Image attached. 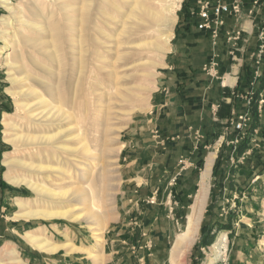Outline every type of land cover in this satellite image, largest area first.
<instances>
[{
	"label": "crops",
	"instance_id": "1",
	"mask_svg": "<svg viewBox=\"0 0 264 264\" xmlns=\"http://www.w3.org/2000/svg\"><path fill=\"white\" fill-rule=\"evenodd\" d=\"M202 3L211 14L205 28L199 27ZM235 3L240 11L223 12L219 23L216 5ZM173 33L151 110L134 120L131 136L122 143L120 223L105 230L100 242L78 221L54 218L48 225L30 226V220L14 219L20 212L17 201L26 199L4 182L0 143V264L19 259L21 264H188L197 240L205 243L221 227L228 228V243L232 239V259L217 255L203 264H264V254L257 256L264 247V0H185ZM6 103L0 97L2 108ZM240 116L246 121L238 129ZM203 182L207 194L200 230L187 253L171 259ZM214 192L232 200L225 215L224 200L212 205ZM209 211L214 215L205 219ZM169 223L178 230L185 223L174 240L167 236ZM39 229H45L50 244L80 250H38L24 236ZM256 240L260 247L249 250Z\"/></svg>",
	"mask_w": 264,
	"mask_h": 264
},
{
	"label": "bare ground",
	"instance_id": "2",
	"mask_svg": "<svg viewBox=\"0 0 264 264\" xmlns=\"http://www.w3.org/2000/svg\"><path fill=\"white\" fill-rule=\"evenodd\" d=\"M157 1L162 2L163 0H157ZM102 2L104 6L102 7L101 6L102 4L100 5L101 6V8H99L100 12L103 16L108 17L110 19L113 18L116 19L117 12L124 14L125 12L124 13L122 12L123 11L122 5L128 3L130 10L126 12V15L128 17L129 22L127 20V23L124 26L125 34L132 35L135 32H138V30L145 28L146 26H148V28L157 26L158 28L161 29V30L159 29L161 35H159L158 39L152 41V45L155 48V51L160 52L159 54L162 57V55L165 56V54H167L171 50V40L174 37L173 31L177 23L176 12L177 9L180 8L182 0H166L164 7L158 2L159 3L158 8L153 6L154 4L153 2H155V0H102ZM96 3H97L96 0H18L17 2L14 3L11 0H3V4L7 8V10H9L10 14L12 15L16 14L14 16L18 19L20 24L19 27H17L15 31L10 34L8 30V26L12 25L11 24L12 17L4 15L1 19L0 37L4 42V46L1 49L4 50L8 46H12L13 49L10 53L7 54L6 57H4V63L7 64L9 67L11 66V68H13L16 64H18V62L13 60L14 53L16 54L19 51L25 52L26 48L29 47L40 52L41 54L47 57L49 56L51 58L60 59L62 57V52L64 53L65 52L64 50L66 49L64 45L65 44L68 45L69 43L76 41V36L72 32L76 30H84V28L87 26L86 24L89 20V13L91 12L93 6L96 8L95 6ZM100 6L98 5V7ZM105 6L111 7L114 10L115 14L108 11ZM48 8H51L50 12H48L49 10ZM27 11L30 12L31 14L30 16L25 15ZM58 14L59 15L61 14L62 18L64 19V20L62 19L64 21V24L61 23L62 21L60 22L59 20L56 19ZM118 32H119L118 34H120V31ZM35 33L40 34V36H36ZM42 34L44 36H41ZM47 34L48 36L45 37V35ZM112 34L114 33L112 32ZM109 36L110 35H108V37ZM97 43L99 44V42ZM161 57L159 59H151L146 63L147 67H151L153 69V71H150L152 73L148 71L147 75L148 74L151 75L155 74V76L157 75V71L155 68L163 65V58ZM63 62H57V63H61V65H63L62 64ZM79 62L81 63V61ZM8 75H9V80L11 82V86L7 88V91L15 98L16 111L13 115L5 114V117L3 119L4 138L8 143H11L14 147L13 151L5 154L4 164L8 167L6 178L9 181V183L14 186L27 185L28 188L31 189L35 195L34 199L17 201L18 202L17 206L20 208L18 217L26 220H31L36 218H44L47 220L54 218H63L69 220L72 219V221H85L88 224V226L91 227V229L93 230L94 238L100 240L103 237V233L109 226L108 225L109 222L111 221V218L108 217L109 215L105 213V208H106L105 204L106 202H108L107 201L108 199L110 200L111 198L114 197L112 193L113 191L112 184L108 183L106 184V186L104 185L105 187H103V184L100 183L102 185L100 186L102 189H96L95 187L96 186L95 182L98 183V180L100 182H104L103 172L101 171L100 172L101 174H98L95 168V164L97 163L98 159L102 157V155L104 154V153L102 154L103 151L99 153L95 152V147L91 146L90 144H88V142L84 141L85 137L82 136L81 133L82 131L80 132V125H79L80 121L84 122L82 121V119L84 118L80 120V117L77 116V114H74L75 113L74 111L66 109L63 100H60L58 105L53 104L54 109L52 112L43 109L45 105L48 104L49 102L44 99L43 94L40 91H38V89H36L33 85L27 82V80L31 79L30 70L24 67V69L17 74L13 73L12 70H10ZM82 78L83 77H81L80 79ZM154 89L155 86L153 87V89L150 90H154ZM83 97L84 96H82V99ZM141 98H143V96ZM26 99H28L29 101ZM141 102L143 101L141 100ZM134 109H136V107H134L131 111H133ZM64 115L65 117H63ZM74 117H77V119H75L76 121L75 125L64 128V124ZM17 118L18 119L25 118L27 121H30L31 123H34L37 126H40L41 128H44L45 126L48 128V131L39 132V133H30V132L28 133L21 131L19 132L17 130L18 127L15 121L17 120ZM89 132L90 134H92L91 131ZM36 140L39 141L36 142ZM73 141H77V143L80 144L78 146H72L71 144H69V142L72 143ZM41 146H45L48 148L52 147L56 151H59V155L57 152V155H52V158L54 159V161L52 160L53 162H45V163L29 162L25 158H23L22 154L26 153L28 150L32 148L34 150V148H38ZM124 148L125 147L122 144L119 148V152ZM30 153H35V152H30ZM61 153H66L68 155L71 166H66L62 164L61 158L63 156L61 155ZM78 154H81L83 157H86L88 161L85 164L79 162V159L76 157L78 156ZM64 161L66 162V160ZM76 174H80V178H82V182L77 181L74 183H70V180H72V178H74ZM53 176H55V178L57 179L54 180ZM206 188L207 187H205V183L203 182L201 186V190L199 192V196L198 198H196V202L193 205L194 206L193 212L189 217L188 227L185 230L184 234L180 235L179 238L176 240V242L173 244L171 259H176L177 257L184 255L185 252L188 251L189 248L191 247V244L195 240L196 234L200 230V222L202 219V215L206 203V194H207ZM101 191L107 194V196L100 195ZM24 238L33 246H35V248H37L38 250H44L50 253L56 252L62 247L68 248L69 251L71 252H76L80 250L77 247L70 246V244H63V245L50 244L46 239L45 229H39L38 231L28 232L24 236ZM227 242H228V238L227 235L224 233L219 237L215 245L212 247V253L217 255H222L227 249ZM88 256L94 258L96 262L99 261V256L97 255L89 254ZM20 262L21 260L19 259V261H15L13 263L19 264Z\"/></svg>",
	"mask_w": 264,
	"mask_h": 264
},
{
	"label": "rangeland",
	"instance_id": "3",
	"mask_svg": "<svg viewBox=\"0 0 264 264\" xmlns=\"http://www.w3.org/2000/svg\"><path fill=\"white\" fill-rule=\"evenodd\" d=\"M11 1L14 3V2H17L18 0H11ZM96 2L99 4H97V3L95 4L96 8L93 6L91 12L89 13V20L86 24L87 26L84 28V30H76V31L72 32L76 36V41L69 43L70 45L69 44L64 45V47L66 49L64 48L65 52L64 53L62 52V57L60 58L61 60L63 58L62 61L60 59H57V58L55 59V58H51L49 56L47 57V56L41 54L40 52L32 49L31 47H29V48H26L25 52L19 51L18 52L19 54L14 53V55H13L14 59L13 60L18 62V64L15 65L16 67L14 66L13 68H11V66L9 67L7 64L4 63V57H6L7 54L13 50L12 46H8L4 50H2L1 48L4 46V42L0 37V97L7 101V103H6L7 105L4 108H2L0 106V110L2 112L4 111L3 114H0V143L3 145L2 150L5 151L4 152L5 154L14 150L13 145L11 143H8L5 140L4 131H3L4 130L3 119L5 117V114L13 115L16 111L15 98L13 95H11L7 91V88L11 86V82L9 80L8 73L10 70H12V72L16 73V74L20 73L25 67L28 70H30V72H31V79L27 80V82L30 83L31 85H33L36 89H38V91H40L43 94L44 99L49 102L48 104L45 105V107L43 109L48 110L49 112H52L54 109L53 106L58 105L60 100H63V102L65 103L66 109L74 111L75 112L74 114H77V116L80 117V120L82 118L89 119V120L82 119V121H84V122L80 121V123H79L80 132L82 131L81 132L82 136L85 137L84 141L88 142V144L95 147V152L99 153V152L103 151L102 154L104 153L102 155V157H100L98 159L97 163L95 164L96 172L98 174H101L100 173L101 171L103 172V176H104L103 181L104 182H100L98 180V183L95 182V185H96L95 187H96V189H102L100 187V186H102L101 184H103V187H105L106 184H108V183L113 185L112 193H113L114 197L111 198L112 200L108 199L107 201L109 203L106 202V204H105V207H106L105 213L107 215H109L108 216L109 218H111V221L108 224L109 226L106 229V230H108L110 228H113L114 226H117L120 223L119 218H121V216H122L121 213L123 211V204H124V200H123L124 183H123V175H122L123 172H122L121 164L123 163L126 152L124 150H121L119 152V148L122 145V143H124L125 140L128 139L129 136H131V135H129V132L133 128L132 125H133L134 120H138V119L142 118L143 115L145 114V112L151 110L150 108H151L153 97L155 99V96H154L155 92L154 91L157 89V80L159 77V72L163 68V66L165 64H167V60L169 58L170 53L168 52L167 54H165V56L162 55V57H161L159 54L160 52H156L155 48L152 45V41L158 39L159 35H161L160 31H159L160 28H158L157 26L150 27V28H148V26H146L145 28L138 30V32H135L132 35H126L125 34L124 26L126 25L127 20H128L126 12H128L130 10L128 3H125L122 5V7H123L122 12L123 13L125 12L124 14L117 12L116 19L115 18L110 19L108 17L103 16L100 12L99 8H101V6L102 7L104 6L102 0H99V1L96 0ZM155 2H153L154 4L152 3L154 7L158 8L159 3L161 5H163V7H164L166 0H163L162 2L155 0ZM184 2H185V0H182L180 8L177 9V12H176L177 19H178L180 11L183 9ZM98 5L99 6L101 5V6L98 7ZM105 7L108 11L115 14L114 10L111 7H109V6H105ZM48 9H49L48 12H50L51 8H48ZM4 15L12 17L11 18V24L12 25L8 26L9 33L11 34L15 31V29L17 27H19L20 24H19L18 19L14 16L16 14H14V15L10 14L9 10H7L5 5L3 4V0H0V26H1V19ZM25 15L30 16L31 14H30V12L27 11L25 13ZM57 17H56V19L59 20L60 22L62 21L61 23L64 24V21H63L64 19L62 18L61 14L60 15L58 14ZM118 19H120V20H118ZM128 22H129V20H128ZM114 23H116V24H114ZM113 27H116V28H113ZM97 29H99V30H97ZM114 29H116V30H114ZM119 29H121V30H119ZM118 31H120V34H118L119 33ZM112 32L114 34H112ZM35 35L40 36V34H38V33H35ZM108 35H110L111 37L110 36L108 37ZM41 36H44V35L42 34ZM46 36H48V34L45 35V37ZM88 40H89V42H88ZM78 41L79 42L81 41L80 42L81 45ZM96 41L99 42V44ZM171 43H172V40H171ZM76 48H77V50H76ZM96 50L98 51V53ZM260 51H262V46H261ZM28 54H30V55H28ZM160 57L163 58V65L155 68L157 71V75L156 76H155V74L154 75H151V74L147 75V72L153 71V69L151 67H147L146 63L151 59H159ZM53 59H55V60H53ZM63 61H65V62H63ZM79 61H81V63ZM57 62H63L62 63L63 65H61V63H57ZM19 64H20V67H19ZM39 64H41V65H39ZM21 66H22V68H21ZM81 68H82V70H81ZM150 73H152V72H150ZM61 75H62V78H61ZM32 76H34V77H32ZM77 77L79 80L77 79ZM81 77H83V78L80 79ZM84 80H85V82H84ZM154 83H155V85H154ZM154 86H155V89L150 90V89H153ZM143 88H144V90H143ZM75 89H76V91H75ZM146 89H148V90H146ZM76 92H78V93H76ZM131 95H133V96H131ZM82 96H84L83 99H82ZM142 96H143L144 100H143V98H141ZM145 98H147V99H145ZM28 99H26V100H28ZM77 100H80V101H77ZM141 100L143 102H141ZM76 103H77V105H76ZM134 107H136V109L131 111ZM83 111L85 112V115H84ZM90 114H92V115H90ZM95 115H97V116H95ZM63 117H65V115ZM75 119H77V117L71 118V120L67 121L64 124V128H67L68 126L75 125V123H76ZM15 121L17 123V127H18L17 130L19 132L21 131V132H28V133L29 132L30 133H39V132L48 131L47 127L44 126V128H41L40 126H37L36 124L31 123L30 121H27L25 118H23V119L17 118V120H15ZM89 121H91V122H89ZM85 122H87V123H85ZM81 123H83V124H81ZM43 129H44V131H43ZM51 129H52V127H51ZM89 131H91L92 134H90ZM106 138H107V141H106ZM38 141L39 140H36V142H38ZM91 143H94V144H91ZM69 144H71L72 146H78L80 143H77V141H73L72 143L69 142ZM102 144H103V146H102ZM106 151H108V152H106ZM27 152L22 154L23 158H25L29 162H34V163L53 162L54 159L52 158V155H57V152L59 155V151H56L52 147L48 148L45 146L34 148V150L32 148V149L28 150ZM30 152H35V153H30ZM5 154L2 156V158H5ZM61 155L63 156L61 158L62 164L66 165V166H71L68 155L66 153H61ZM40 156L42 157V159ZM74 156H76V155H74ZM76 157L79 159V162H81L82 164H85L88 161L86 159V157H83L81 154H78V156H76ZM3 160H5V159H3ZM64 160H66V162ZM3 166L5 168L4 169L5 172H7L8 167L5 165H3ZM21 172H23V171H21ZM53 177H54L53 178L54 180L57 179V178H55V176H53ZM5 178H6V175H5ZM163 179H164V177H163ZM6 180H7V178H6ZM6 180H4V182L9 183V181L8 180L6 181ZM77 181L82 182V178H80V174H76V176H74V178H72V180H70V183H74ZM10 185H12V184H10ZM13 186H11V187L15 188L17 191H19L21 197L25 198L26 200L34 199L35 195L32 192V190L28 188L27 185H21V186H15V187H13ZM115 186H117V187H115ZM115 194H116V196H115ZM100 195H102V196L106 195L107 196V194H105L102 191L100 192ZM198 196H199V193L197 194L196 198H198ZM196 198H195V200H196ZM222 198H219L216 195V192H214L212 205L213 204H219V202H222V200H224L226 203L225 209L223 210V206H222V209H220V210L223 211V213H224L223 215H225L226 214L225 212L227 210H229V208H230V204H231L232 200H230L228 202L226 200V198H224V199H222ZM195 200H194V202H195ZM106 210H107V212H106ZM188 214L185 216V219L187 218ZM208 215L213 216L214 213L209 211V213H207L205 215V219H206V217L209 218ZM13 218L14 219H21L18 217V213L16 215H14ZM176 219L177 218L175 217L173 219V221H175ZM53 220L54 219L47 220L44 218H36V219H31L30 221H27V220H24V221L25 222L27 221V224H29L31 226V225H48ZM70 220H72V219H70ZM184 221L186 223V220H184ZM77 223L79 225H82L81 228H83L85 230V234L91 233L90 231L92 229H91V227L88 226V224L85 221H78ZM185 223L183 224V226L185 225ZM183 226H179L181 228V230L180 229L178 230V229H175L172 226H170V223H169V234L167 236L170 237V240H171V238H172V240H174L175 236H178L180 233H182L184 231L183 230L184 228H182ZM226 229H228V228L221 227L219 229L218 234L210 233L207 236L208 241H206L205 243L203 242L202 239H198L197 243H196L198 247L193 246V247L197 248V251H195L196 255H194V254L188 255V264H196L197 262L199 264H203V262L205 263L206 261H209L210 258L217 256V254L212 253V247L215 245V243L217 242L219 237L226 232ZM234 232L236 233V229H234ZM230 240L232 243L231 238H230ZM99 242H100V240H99ZM255 242H256L255 244L248 245L249 250L255 249V251H256L257 250L256 247L257 248L260 247L257 244V240ZM231 243L227 242V249L222 254V257L228 254V256L230 255V259H232L231 255H232L234 245ZM199 248H201V249H199ZM258 252H259L257 254L258 257L261 256V254H264V247H263V250L261 251V253H260V251H258ZM222 257H220V258H222ZM182 263H185V262H182Z\"/></svg>",
	"mask_w": 264,
	"mask_h": 264
},
{
	"label": "built area",
	"instance_id": "4",
	"mask_svg": "<svg viewBox=\"0 0 264 264\" xmlns=\"http://www.w3.org/2000/svg\"><path fill=\"white\" fill-rule=\"evenodd\" d=\"M230 10L235 11L236 13H238L240 11V7L238 3H235L234 5H229V4H218L215 7V14L217 16V20L219 21V23H221V19H220V15L223 12H229ZM199 16H200V23H199V27L200 28H205L209 25V21H210V12H209V7L207 5V3H202L201 7H200V12H199ZM264 52V43L262 44V51H260V53ZM246 121V117L245 116H240L239 121L236 123V128L241 129L244 126V122Z\"/></svg>",
	"mask_w": 264,
	"mask_h": 264
}]
</instances>
